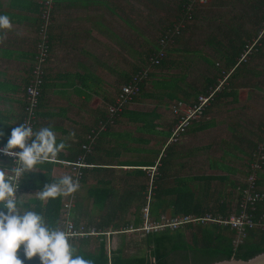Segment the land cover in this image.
<instances>
[{
    "label": "crops",
    "instance_id": "1",
    "mask_svg": "<svg viewBox=\"0 0 264 264\" xmlns=\"http://www.w3.org/2000/svg\"><path fill=\"white\" fill-rule=\"evenodd\" d=\"M38 1L0 0V15H7L13 26L11 30L0 31V132H3L0 140L4 136H8L12 128L20 124L23 87L27 81L29 70L27 67L26 70L25 64L22 62H32L38 21ZM141 1L148 5L156 2V0ZM117 2L120 7L114 6ZM176 3L178 6L179 0H176ZM124 4L125 8H129L127 14L134 21L135 32L122 23L123 12L121 9ZM133 6L135 9L140 6L139 0H54L48 31L49 58L47 63L43 64L46 87L42 89L39 98L36 113L37 123L34 131L41 127H51L57 135V143L64 142L66 144V148L58 154V159H65L66 156L81 153L80 145L86 142L87 131L95 127L98 121L106 116L107 107L113 102L115 92L118 90L116 86L119 88L129 79L139 69L147 52L153 49L149 45L145 48V43L142 41L140 50V43H138L140 38L139 20L137 14L132 10ZM169 7L170 5L166 3L165 9L168 14H170ZM166 11L163 14H167ZM142 34L145 36V33ZM152 46L155 48L156 44ZM170 54L171 51H169V56ZM20 64L24 66L22 71L15 70ZM121 66L122 68L128 66L130 70L123 71L121 68L119 74L117 69ZM116 75H119L123 82H120ZM238 76L232 80H238ZM182 77V75H173L172 73L155 74L150 79L157 87V82L178 79L177 88L179 90H175L176 96L173 101H170L162 93L163 100L161 102L154 96L155 90L159 88L147 85L142 88L138 97L125 107L113 124L107 125L104 130L98 133L93 146L86 153L85 157L88 159L86 162L90 166L82 171L77 195L57 198V203L63 204L71 201L73 196L77 197V202L75 203L73 200L71 208H74L72 211L77 210L82 216L76 217L75 221L79 222L78 219H81L85 224L96 225L107 215L108 209L115 210L117 216L120 212L126 214L128 210H135L131 213L135 217L134 220L131 223L126 220L128 225L134 224L137 219H140L139 210L144 204L148 185L147 175L145 176V172H142L141 168L150 166L148 165L150 163L156 164L161 155H163L162 163L159 165L161 169L159 168L155 174L153 201L150 203L154 216H150V218L153 220H158L154 218L163 216L161 214L167 211L172 214L173 201L177 196L168 192L176 186L185 188L187 185H195L197 188L196 200L201 204L200 200L207 195L209 183H211L210 190L217 193L214 211L218 210V205L223 203V195L221 196L223 186L230 190L233 189V192L236 193L237 186L241 184L247 174L248 160L245 165L243 164L244 172L237 171L231 164L234 163V159H239L241 156L251 158L250 153L263 136L262 126L254 136H249V133H246L249 139L246 140L244 147L239 146L241 144L239 140L234 144V137H242L238 127H243L237 124L234 113L229 115L232 106L231 108L227 106L228 115L224 123L213 120L212 117L209 121L201 119L189 127L178 143L168 145L163 149L174 123L173 115L165 111L166 107L170 102L172 104L178 99L183 98L186 103L192 102L194 99L192 96L185 98L182 95V90L187 91L182 87ZM260 78L263 86L264 73L260 74ZM205 79L210 80L211 78H203V80ZM226 84L228 83L226 82ZM230 91H234L231 86L227 92ZM187 92L193 95L195 90ZM221 98H216L209 110L214 108L215 112H218ZM246 102L244 104H247ZM207 110L206 107L205 114H207ZM169 116H171L170 119ZM218 127H222L220 131L225 132L226 136L214 131ZM70 133H74V135H70ZM210 134L213 135V138L218 139L211 142V145L214 144L215 147L211 154L207 155L209 145L200 142V138ZM196 140L199 144L195 143ZM191 143L196 145L191 146ZM188 146L191 147L186 148ZM245 148H248V151ZM235 149L238 150L237 152L248 155H235ZM188 151L198 155H189L191 153ZM199 157L206 160V166L214 170L215 173L188 175L192 169L193 161ZM0 162L7 166L5 157L0 156ZM66 168L65 164L54 162L36 165L35 170L31 173L39 174L43 178L36 180L37 184L33 186L35 182L31 176H28L31 182L26 184L30 188H24L21 184L18 195H22L20 197L23 201L22 209L38 212L44 209L47 204L54 205L53 201L56 199L41 201L35 198L34 194L42 190L45 184L58 182L61 176L67 175ZM229 175L233 177L229 178ZM24 180L27 178L25 177ZM194 180L202 182L194 183ZM258 183L260 187L264 188V168L259 174ZM228 189L224 193L226 196L229 194ZM155 194L158 195V198ZM102 196H104L105 203L95 206L94 200ZM109 203H113L114 207H109ZM224 207L226 211L229 210L226 205ZM60 210L62 208L59 209L58 215H62ZM139 225H142L141 219ZM56 226L63 230L62 226ZM89 228L94 229L93 226ZM112 230L114 229L99 232L104 233L108 243L111 235L119 232Z\"/></svg>",
    "mask_w": 264,
    "mask_h": 264
},
{
    "label": "rangeland",
    "instance_id": "2",
    "mask_svg": "<svg viewBox=\"0 0 264 264\" xmlns=\"http://www.w3.org/2000/svg\"><path fill=\"white\" fill-rule=\"evenodd\" d=\"M158 1L163 3L164 9L166 3L170 5L169 12L172 18V14L175 12L177 6L176 0H158ZM38 2L42 3L43 0H39ZM45 3L46 4L49 3V0H46ZM139 5L140 7L143 8V11L139 9V23H138L140 30V38L138 39V43H140V50H141L142 41L145 43L144 45L145 48L148 45L152 46L156 44L157 39L160 35V31H159L160 25L158 23L159 21L165 22L167 18L170 16V14H168L165 9L167 14H163L164 16H159L161 14L149 15L146 9V4H144L143 1L139 0ZM197 7L199 9L196 12L197 15L194 18V21L186 25L188 26L186 30L178 35L180 36L179 38L180 43H177L174 45V47H172L170 56L168 54L167 60L173 62L174 66L168 67L164 70H156L152 72H154V74L156 75L165 74V73H172L173 75H182L183 79L181 78L182 79L181 84L184 90L187 91L195 90L196 92L198 91L200 92L204 89L203 78H211V79L213 78V80H215V83H217V86L219 87L217 91L219 92L222 86L221 83L226 84L225 82H227V80H222L225 77L224 75L225 69L222 60L219 58L220 53L223 50L222 48L228 45V42H226V40L230 41V43H232L235 46L238 44V41H244L246 43V46L244 47L241 56H239L237 60V63L242 64L244 71L242 70L243 72L241 73V75L238 76L239 77L238 80L237 79L230 80L231 81L230 86L236 89V100L230 102L231 101L230 96L224 97L226 99L221 98V100L219 101L221 105H218L220 106L218 112H215L214 108H211V110H209L211 105L215 103L213 101L209 105V107H207L208 108L207 114H205L204 112L202 115L203 118L201 117L203 119L202 121H209L210 117H212L213 120L221 121L224 123L228 115V113L226 112V107L230 106L231 108L232 106V110L230 111L229 115H232V113H234V119L237 120V124L243 127V128L238 127V131L239 133L242 134V137H234L233 142L235 144L237 140H239L241 141V144H239V146L244 147L246 140L249 139L246 133H249V136L250 135L254 136L260 130L261 127L260 124L262 123L264 124V85L262 86V81H261L262 79L260 78V74L264 73V29H263L264 26L263 28H261L262 30H259V33H255L259 29L258 23L260 21L259 20L260 11H258L257 9L253 10L248 0H204L202 2V6L197 5ZM172 9H173V13H172ZM142 33H145V36ZM222 35L225 36L224 39L221 38ZM249 37L250 39H248ZM22 64H25V68L26 67L30 68L32 62L30 63L22 62ZM22 68H24V66L20 64L17 65L15 70L22 71ZM121 68L122 66L117 69V72L119 74L121 73L120 71ZM125 69L130 70L128 66L126 68H122L123 71ZM116 78L120 82H123L119 78V75H116ZM168 82L170 83L171 81ZM165 84L166 82L163 81V85ZM147 85L149 86L152 85V79L149 78L146 80L144 87H146ZM247 86H249V88H246ZM116 88L119 90L118 86H116ZM118 90L115 92V95L118 92ZM155 93H156L155 94L156 98L159 99L157 96L161 97V92L155 90ZM245 101H247L246 102L247 104H244ZM172 104L170 102V104L166 107L165 111L172 113L171 112ZM108 107H107V111H108ZM170 118L171 116H169V119ZM221 128L222 127H218L214 129V131H218L222 133L223 136L224 135L226 136L225 132L220 131ZM217 139L218 138H213V135L211 134L203 135L200 138V142L209 145L207 148V150H209V153L207 155L211 154L213 148L215 147L214 144L211 145V142L213 140L216 141ZM195 143L199 144L197 140ZM195 143H191V146L196 145ZM181 144L184 146L183 142H181ZM191 146H188L186 148H189ZM245 149L248 151V148ZM237 151L238 150L234 152L235 155H248L246 153H241ZM190 153L191 154L189 155H198L196 153H192V152ZM248 158H249L248 156H241V158L239 159L236 160L234 159L233 161L234 163H232L231 165L235 167L237 171L244 172L245 167L243 166V164L245 165V162L247 160H248L247 165H249L250 163V159ZM78 159H79L78 156H76L72 160L57 158V160H59L62 163H64L65 161H74ZM161 160L160 159L157 160L156 164H158V167L160 163H162ZM82 161L87 163L84 160V158H82ZM206 162L207 161L203 160L201 157L195 159V161H193L192 164V169L188 172V175L215 173L214 170L206 166ZM66 165L67 164H65V166ZM66 167L68 174L70 175L71 169L68 166ZM82 168L83 169L89 168V166ZM158 170L159 169L156 168L154 174H156ZM144 172L146 176L147 172L145 170ZM148 177L149 176L147 175L146 182H148ZM228 177L232 178L233 176L229 175ZM152 179L154 182V179H156L155 175L154 178ZM200 182L202 181L194 180V183H200ZM209 185L211 186V183H209ZM210 186L208 188L207 195L201 198L200 201L202 202L201 204L204 203L203 205H207L208 209L213 211L214 204L217 202V193L215 191H211L210 188L212 186L211 187ZM227 189L228 187L227 188L225 186L222 187L221 196L223 195L222 201L226 205V207H228V209L230 210V208L232 209L233 205L236 203L235 200L236 193L233 192V189H231L232 191L228 189L229 194L226 196L224 193ZM109 207H114L113 203H109ZM142 208L139 210V218L141 220H142V213H141ZM60 211L64 212L63 208ZM107 211L110 212L112 211V209H108ZM134 211L135 210H128L127 211L128 213L126 214L120 212L119 215H122L125 220H128L131 223L135 218L131 214ZM161 215L165 217H169L171 216V212L167 211ZM60 216L64 218L63 214ZM79 216H82L81 213L77 212V210L72 211L71 209L69 210L68 220L72 222V219L74 220L76 217ZM78 220L79 222H82L81 219ZM91 224H92L91 226L94 227V224L93 223ZM135 227L136 226H134L133 224H130L127 227V231H125L126 233H119L121 232L119 231L118 233L111 235L110 242L107 244L108 247L113 250L122 247V249L124 248L123 254L126 256L147 255L148 254L147 249L138 245L141 239L144 238L143 236L145 234L141 231H136V232L128 231L130 230V228L139 229L140 225L137 226V228ZM181 231L183 232V239L186 240L188 243H190L191 234L197 232V226H192V228L190 229H188L187 226H185L184 228H182ZM95 238L96 237H92L89 246L88 248H86V250L91 251L96 246L97 243L94 241ZM183 259L184 257L182 253H176L170 256L169 261H171V264H190L189 261H184ZM152 263L154 264V260L152 258H149V264Z\"/></svg>",
    "mask_w": 264,
    "mask_h": 264
},
{
    "label": "trees",
    "instance_id": "3",
    "mask_svg": "<svg viewBox=\"0 0 264 264\" xmlns=\"http://www.w3.org/2000/svg\"><path fill=\"white\" fill-rule=\"evenodd\" d=\"M248 1H249V4H251L253 10L257 9L258 11H260V14H259V20L260 21L258 23L259 29L257 30V32H255V33H259V30H262L261 28H263V26H264V0H248ZM191 2H192V0H179V4H178L175 12L172 14V18H171V14H170V16L167 18V20L165 22L159 21L158 24L160 25V28H159L160 35L157 39L155 48L153 46H150V48H153V49H150V50L148 49L149 51L147 52V54L145 56L144 62L141 63L139 69H137L135 71V73L132 74L129 77V79H127L123 84H126L127 82H129V80L132 78V76L136 75L138 72L141 71L142 68H144L147 65L148 58H153L155 56V52L158 51V41L162 37L164 32L165 33L170 32V31L174 30L173 28H175L176 26H178L180 24H182V25L184 24L185 26L183 28L179 29L180 33H182L188 27L186 25H188L189 23L194 21V18L197 15L196 12L199 9L197 7V5L202 6V4L196 3V4L191 5V8H190L191 20L188 21L187 17L184 16V13H186V8L189 4H191ZM53 4H54V0H52L51 12H52V8H53ZM38 6H39V8H38V21H37V26H36L35 31H37V28H38L40 14L46 8V6L44 4H41V3H39V5H37V7ZM114 6L120 7L118 2ZM125 7L126 6L124 4L123 9H121L123 12L122 23L124 26H126L129 29H132L135 32L136 28L134 27V24H133L134 21H132L131 18L129 17V15L127 14V11L129 8L127 9ZM139 9L141 11H143V8L140 6H138L136 9L133 6V9H132L133 12L137 14L138 20H139ZM146 9H147V12L149 15L161 14L159 16H164L163 12L165 10L163 7V3H161L158 0H156V2L152 5H148V3H147ZM50 21H51V13H50ZM50 24H51V22H50ZM50 24L47 28V31L50 28ZM48 36H49V32H47V44L49 45ZM224 37H225L224 35L221 36L222 39H224ZM179 38H180V36L176 37L175 43L180 42ZM248 39H250V37ZM36 42H37V40L35 38L34 46H35ZM226 42H228V45L226 47L222 48L223 50L221 51L219 58L222 60V63H223L224 69H225L224 75H228V77L225 79V80H227L228 84H222L220 91L215 93L212 101L206 107H209V105L216 98L220 99L221 97L223 98V97L230 96L232 102L236 100L235 88H233L234 91H230V92H227V91L230 90V86H229L231 84L230 80H232L233 78H236L238 75H241V73L244 71L242 64L237 63V60H238L239 56H241V53H242L244 47L246 46V43L244 41H238V44L235 46L232 43H230V41H228V40H226ZM171 49H172V46H170L169 48L166 49L165 58H163L162 61L160 62V64L158 66L154 67L152 69V71L164 70L168 67L174 66L173 62H170L167 60L169 51H171ZM48 50H49V48H48ZM34 57L35 56L33 55L32 60H31L32 62L35 61ZM48 58H49V54L47 55L46 59L44 60V62H43L44 64L47 63ZM30 72H31V67L28 70V78H27L25 85L28 84V81L31 78ZM41 72H42V74L40 75L39 83H36V86L38 87L39 92H40V96L42 94V89L46 87L45 68H43L41 70ZM154 75H155L154 72H148L147 73L146 79L139 85V92L136 95V97H138V95L141 93L142 88L144 87V84L146 83V80L149 78H152ZM164 82H166L165 85H163V81L157 82L156 84H158V87L155 84H153V82H152V85H150V87L159 88L158 91H160L161 94L163 93L167 98L170 99V101H173V99L175 98L174 96H176L174 94L175 90H179L177 88L178 87V79L176 78L175 80H171L170 83L167 80ZM216 85H217V83H215V80L205 79L204 80V89L202 91H200V92L195 91V92H193V95H192V93L187 92V91L182 90L181 92L185 98L186 97L189 98L191 96L194 97L192 102L189 101V104H193L194 102H196L197 96L200 93H207V91L209 89L214 88ZM157 97L159 98V100H163L162 96L161 97L157 96ZM177 101L184 102L183 98L175 100L174 102H177ZM38 103H39V101H38ZM38 103L36 106V110H34V113H33L35 119H36ZM23 107H24V100L22 98L20 120H21V118H23V112H22ZM124 110H125V107H124ZM102 119H104V118H102ZM173 121L175 122V120H173ZM195 122H198V121H194L193 123H195ZM36 123L37 122L35 121L33 124L34 129L36 127ZM201 125L205 126L203 124H201ZM18 126H19V124H18ZM260 126H262V129H263L262 133H263L264 132V124H260ZM12 129H11V131H12ZM11 131L9 132L8 136H4V138L0 140V145H4V146L6 145L7 139L10 136ZM87 132L89 133V131H87ZM168 134L170 135V133H168ZM263 140H264V133H263V136L260 138V140L257 142L256 146L254 147V150L257 147V145L259 143H261ZM80 148H81V145H80ZM253 151L251 152V156H252ZM80 152L82 153V150ZM59 156H62V155H59ZM76 156H78V155H69V156H66L65 159L72 160ZM85 156H86V154L84 155L83 158L85 161H87L88 159ZM1 157H3V156H1ZM5 159H6L7 166H4L3 163H1V162H0V166L11 167L14 162L11 159H8V158H5ZM159 159L161 160L162 156L159 157ZM148 165H150V166L156 165V168L161 169V167H158V164L150 163ZM141 169H142V172H144V169L143 168H141ZM141 169H139V170L141 171ZM246 173H248V171ZM28 176H31L33 178V181L35 182V183H33V186H35L34 184H37L36 180L43 178V176H41L39 174L35 175L31 172L25 173L24 177L20 181V188H21V184L24 188H30V186L26 184L28 182H31V179ZM25 177L27 178V180H24ZM158 178H159V176H158ZM192 178L197 179L198 177H192ZM258 181H259V179H258ZM31 186H32V184H31ZM259 188H260V186H259ZM196 190H197V188L195 187V185H193V186L187 185L185 188H182V187L179 188V186H176V187H173L172 189H170V192H168V193L169 194H176V196H177L176 200L173 201L174 207L172 208V214H171L172 216H176L178 214H183V215H192L193 214V215H197V216H202V215H205L208 213L212 216L218 215V216L224 217V216H229L231 213L237 214L239 212L237 202L233 205V207H232V209H230V211L225 210L223 203L218 205V207H217L218 210L211 211L210 209H208L207 205L200 204L196 200V194H195ZM260 190L264 191V188H260ZM76 193L77 192H75L74 194H76ZM105 195H106V193H105ZM153 195H154V187H153L152 200H153ZM155 195L158 198V195L157 194H155ZM76 198H77L76 196L75 197L73 196L72 202L74 200V202L76 203L77 202ZM103 198H104V196L96 198V200H94V205L97 206V204H100V205L104 204L105 202H104ZM53 202H54L53 203L54 205H50V204L48 205L47 204V206L44 209L39 210L38 212L45 216L46 220L49 223V226H56V225L62 226L63 220L60 219V215H58V212H59L60 208H63V204L57 203V198ZM51 203H52V200H51ZM144 203H145V200H144ZM143 206H144V204H143ZM75 207H77V204H75ZM149 208H150V205H149ZM149 208H148L149 215L153 216L152 208H150V209ZM0 210H4V209L0 208ZM4 211H6V210H4ZM249 213L252 215L254 221L259 220L260 216L264 215V200L262 202L256 204V208L253 211H249ZM159 218L160 217H157L154 219H159ZM73 222H74V226L77 228L79 227V225H83L84 228H89L91 226L90 225L91 223L88 225V224H83L82 222H77L75 220H73ZM139 224H140V219H137L133 225L136 226L135 228H137V226ZM128 226L129 225L127 224L126 220H124V217L122 215L117 216L115 210H112V211L108 212L105 217L102 218L100 223L94 225V229L97 230L96 232H106V231H104L106 229H114L112 231H123ZM187 228L190 229V228H192V226L189 225V226H187ZM181 230H182V228L175 230V231H170V230L166 229V230L161 231V232L148 233V234L144 235L143 236L144 238L141 239V241L138 245L147 249L148 254L145 256H130V255L126 256L123 254L124 248L122 249V247H119L116 250L109 249L108 245H107L108 243L106 242V238H105V236H102V235L96 236L94 241L97 244L91 251L86 250V248H88L90 240L92 239L93 236L92 237L88 236V237L82 238V239H79V238L69 239V241H70L71 245L74 247V249L76 250V254L84 257L86 260L91 261V264H149V258H152L154 260V264H171V261H169L170 256L174 255L176 253H182V255L184 257L183 260L189 261L190 264H210L212 262H216V261H220V260H229V259L247 261V260L253 258L254 256L264 252V231H261L258 229L247 230L246 235H245L244 239L242 240V242L237 244L236 246L232 245V241H234L236 239L235 238L236 233L233 230H229L227 227H221V226H215V225H209V226H205V227L197 226V232L191 234V242L190 243H188L186 240L183 239V232ZM18 256L21 260H24L22 248L20 250H18ZM24 264H40V262H39L38 257H34L31 260H24Z\"/></svg>",
    "mask_w": 264,
    "mask_h": 264
},
{
    "label": "built area",
    "instance_id": "4",
    "mask_svg": "<svg viewBox=\"0 0 264 264\" xmlns=\"http://www.w3.org/2000/svg\"><path fill=\"white\" fill-rule=\"evenodd\" d=\"M46 0H43L41 4L46 6L45 10L41 12L39 17V24L37 31H35V38L37 42L34 46V62L31 65V78L28 81V84L23 88L22 98L24 100L23 107V118L20 120V124L27 122L30 124L34 131V122L36 121L34 117V110H36L37 103L39 101L40 92L36 83H39L40 75L42 74L41 70L43 69V62L49 54V45L47 44V28L50 24V13H51V4L52 0H49V3H45ZM204 0H192L186 8V13L184 16L187 17V20H191L190 8L192 4H202ZM180 26L183 28L184 24H180L173 28L174 30L163 33L162 37L158 41V51L155 52L153 58H148L147 65L141 69L136 75L126 84H122L119 87L118 92L116 93L113 102L109 105L108 111L104 119L98 121L97 125L89 130V133L86 134V142L81 144L82 153L78 155L79 159L74 161H65L71 169L70 175L73 178L78 179L79 182L82 178V167L90 166L89 164L82 161V158L86 153H88L91 145L94 144L98 133L101 130H104L107 125L113 124L118 115L124 110L136 95L139 92V85L146 79L147 73L152 72V69L160 64L163 58L166 56V49L175 44V39L180 34ZM264 29V28H263ZM228 75L222 80H225ZM224 84V83H223ZM222 85V83H221ZM220 85V86H221ZM219 87L216 85L214 88H211L207 93H200L197 96L196 102L189 104L186 102L177 101L171 106V112L175 122L170 128V135L167 137L164 148L171 144L178 143L185 132L188 130L189 126L194 121H199L205 111V107L212 101L215 93L218 91ZM5 146H0V149H3ZM163 148V149H164ZM13 151H19V149H14ZM0 156L8 157L14 162V158L8 155H5L3 152H0ZM54 163H62L59 160L49 161ZM63 163V164H64ZM82 168V169H81ZM264 168V140L257 145L255 150L252 153L250 163L248 165V173L246 174L244 180L236 188V202L238 203L239 212L231 213L229 216H212L210 214H205L202 216L197 215H177L173 217L160 216L158 220H153L149 215V205L152 203V194H153V179L156 165L154 166H145L143 169L147 172L148 185L147 191L145 193V203L141 210L142 213V225L139 229L130 228V232L141 231L145 235L148 233H157L164 231L166 229L170 231H175L185 226H221L227 227L229 230H233L236 233V239L232 241V245L236 246L241 243L246 235V231L250 229H258L264 231V215H261L259 220L254 221L252 215L249 211H253L256 208V204L264 200V191H261L258 186L259 173ZM20 191V184L18 188L17 195ZM72 200L63 203L62 212L64 218L62 219L63 230L67 233L69 239H82L88 236L96 237L99 235L104 236V233L96 232L94 229L84 228L83 225L79 227L74 226V222L68 220L69 210L72 208ZM127 229L119 233H126ZM118 233V232H117ZM153 264V263H152Z\"/></svg>",
    "mask_w": 264,
    "mask_h": 264
},
{
    "label": "clouds",
    "instance_id": "5",
    "mask_svg": "<svg viewBox=\"0 0 264 264\" xmlns=\"http://www.w3.org/2000/svg\"><path fill=\"white\" fill-rule=\"evenodd\" d=\"M12 27L10 18L0 15V31L11 30ZM65 148L64 142L57 143V135L51 127L33 131L25 122L12 129L5 147L0 149V152L14 158L11 167L0 166V208L6 210H0V264H24V260L34 257H38L40 264H91L76 254L64 230L49 226L43 214L22 209V195H17L25 173L33 172L38 164L55 161ZM78 189V179L63 175L58 182L45 184L34 196L47 201L71 196ZM21 248L24 260L18 256Z\"/></svg>",
    "mask_w": 264,
    "mask_h": 264
},
{
    "label": "water",
    "instance_id": "6",
    "mask_svg": "<svg viewBox=\"0 0 264 264\" xmlns=\"http://www.w3.org/2000/svg\"><path fill=\"white\" fill-rule=\"evenodd\" d=\"M210 264H264V252L254 256L247 261L229 259L212 262Z\"/></svg>",
    "mask_w": 264,
    "mask_h": 264
}]
</instances>
